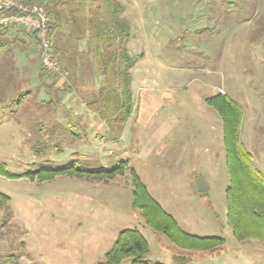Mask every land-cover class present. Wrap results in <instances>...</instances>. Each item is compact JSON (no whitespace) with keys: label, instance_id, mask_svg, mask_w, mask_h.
I'll return each instance as SVG.
<instances>
[{"label":"rangeland","instance_id":"obj_1","mask_svg":"<svg viewBox=\"0 0 264 264\" xmlns=\"http://www.w3.org/2000/svg\"><path fill=\"white\" fill-rule=\"evenodd\" d=\"M117 1L130 23L127 51L137 59L133 87L145 80L152 89L149 96L156 99L140 106L164 110L150 129L163 118L173 123L178 119L183 147L158 157L150 134L138 129L127 151L126 139L113 146L100 140L86 146L81 132L59 127L54 133L38 131L39 112L45 108L37 96L38 76L62 78L44 72L32 51L29 56L34 64L39 61V68L33 64L26 69L33 77L31 92L22 95L18 84L4 85L8 100L0 102V166L16 176L0 175V194L8 198L12 213L7 220L0 209V264H99L119 232L127 229L145 238V260L154 264H264V242H239L227 224L222 120L205 103L221 94L240 108V141L264 176V0ZM19 79L21 84L24 78ZM142 146L152 151L143 160L135 153ZM120 163L128 164L124 173L108 182L23 176L67 164L112 170ZM130 169L183 232L220 238L224 244L213 251L181 249L147 227L141 211L131 207ZM194 177L209 190L189 188Z\"/></svg>","mask_w":264,"mask_h":264},{"label":"trees","instance_id":"obj_2","mask_svg":"<svg viewBox=\"0 0 264 264\" xmlns=\"http://www.w3.org/2000/svg\"><path fill=\"white\" fill-rule=\"evenodd\" d=\"M28 1L45 10L50 22L53 55L65 71L62 60L66 52V44L64 39L54 34L55 28L60 23V17L52 14L50 10V6L54 8L62 0L54 4L53 2L57 0H42L44 5L40 4L39 0ZM65 1L68 3V9L74 2L72 5L74 10L67 22L75 28L78 35L71 37L78 41L86 39L89 47L86 60L90 75H97L100 78L96 96L99 117L107 121L109 126L119 125L121 129L133 109L131 70L137 60L127 51L131 34L129 21L122 17L124 8L117 0ZM85 8H87L86 17L83 16ZM84 27L88 28L87 36L81 35ZM1 30L13 29L0 28ZM32 37L37 44L33 35ZM205 103L212 107L222 120L223 146L229 176V185L225 190L226 221L231 228L232 236L239 242L248 239L264 242V176L254 167L250 153L240 141L242 124L240 108L221 94L206 98ZM126 167V163H120L112 170H105L67 164L62 167L41 168L23 176L31 179L36 176L44 181L63 175L77 180L108 182L122 175ZM129 173L133 197L131 207L141 211L144 224L151 230L163 235L179 248L191 251H213L224 244L220 238H201L183 232L174 219L149 195L134 170L130 169ZM0 175L16 177L8 174L4 166H0ZM8 202V198L0 194V209L4 210V218L7 220L12 216ZM148 253L149 246L145 238L138 231L127 229L119 232L112 247L104 254V261L99 264H121L124 260H128V264H154L145 260Z\"/></svg>","mask_w":264,"mask_h":264},{"label":"crops","instance_id":"obj_3","mask_svg":"<svg viewBox=\"0 0 264 264\" xmlns=\"http://www.w3.org/2000/svg\"><path fill=\"white\" fill-rule=\"evenodd\" d=\"M58 1L59 0L53 2V4ZM67 4L65 0H62L58 2V6L54 8L50 6V10L52 14L54 13L60 17V23L55 28L54 34L64 39L66 44V52H64L62 67L68 74L65 81L57 78H50L48 76H38L39 82L36 89L39 91L37 96L39 97V101L44 104L45 108L39 112L41 116H39L40 119L36 123L37 130L39 131L42 128L51 129L50 132L54 133V131H56L55 129L59 127L63 130L70 129L81 132L84 133V135L86 134L84 136L86 146L93 145L96 140H100L104 144L105 142L107 144L109 143L113 146L114 144L118 145L119 142L126 139V142L124 141L125 143L123 144L127 151V149L133 147L131 140L133 134L136 132L135 129H138V133L145 132L150 134L149 137L154 140L155 145L153 148L157 150L158 157L167 156L170 154L172 148H176L180 145L183 147L182 143L179 142L182 127L178 126V119H175V123H173V121L169 122L168 119L163 118L161 122H158L157 125L150 129L155 118L162 116L164 110L158 109L157 107L140 106L143 102L146 105L152 104V101L156 99L149 96L152 89L151 87L147 88V82L145 80L138 81L137 89H135V86L133 87L134 80L132 70L135 66L131 70L130 88L132 98L134 90H137V98L135 99V105L137 107L131 112L126 122L127 125L125 124L126 128L123 129L121 133L120 127L116 128L114 127L115 125L109 126L107 121L99 117V104L96 101V96L100 78L97 75H90L88 61L86 60L89 50L86 39L78 41L73 38L74 35L78 34L75 28L67 22V19L74 10V6H72L74 2L69 9ZM86 13L87 8H85L83 16L86 17ZM50 17L55 19V17L51 15ZM71 35H73V37H71ZM81 35H89L88 28L84 27V31ZM68 36L70 38H68ZM32 51L38 53V47L30 33L22 31L21 29L0 31V102L8 100V96H6L4 90H2L5 88L4 85L18 84V89L20 91L23 90V92H21L22 95L31 92L32 87L30 82L33 77L29 75L30 73H27L28 71L26 69L28 66H33L34 64L32 57L29 56V53ZM35 61L34 65L37 64L36 67L38 70L39 61ZM32 68H34V66ZM37 73L39 74L38 71ZM21 77H23L24 80L20 84L19 80L21 79L19 78ZM152 85H155L154 82H152ZM135 100L133 102H135ZM16 104L19 105L20 101L16 102ZM77 110H79L78 113L76 112ZM207 115L208 113L206 112V119ZM173 132H175L174 135ZM88 133H90V135ZM88 135L89 137H87ZM78 137L81 138V135L79 134ZM171 138L172 140L170 141ZM166 142H168L167 145ZM151 152L149 148L142 146L135 153H137L138 159L143 160L146 159ZM184 154L185 148L180 152L179 157L181 158ZM177 162L179 163L181 160L177 159ZM195 179H197V177L191 178V182L188 181V185L189 188H194L197 191ZM197 182H199L201 187H207V191L209 190V186L205 182L201 180ZM176 190L178 191L179 187H176ZM175 193H180V191ZM157 203L163 208L159 202Z\"/></svg>","mask_w":264,"mask_h":264},{"label":"built area","instance_id":"obj_4","mask_svg":"<svg viewBox=\"0 0 264 264\" xmlns=\"http://www.w3.org/2000/svg\"><path fill=\"white\" fill-rule=\"evenodd\" d=\"M49 18L45 10L28 0H0V28L21 29L34 36L44 72L61 77L60 64L53 55Z\"/></svg>","mask_w":264,"mask_h":264},{"label":"water","instance_id":"obj_5","mask_svg":"<svg viewBox=\"0 0 264 264\" xmlns=\"http://www.w3.org/2000/svg\"><path fill=\"white\" fill-rule=\"evenodd\" d=\"M196 186H197V191L199 192V193H203V192H205V191H207V187H201L200 185H199V182H196Z\"/></svg>","mask_w":264,"mask_h":264}]
</instances>
